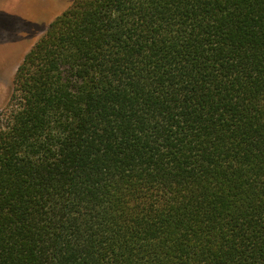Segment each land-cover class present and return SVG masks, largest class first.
<instances>
[{
    "label": "trees",
    "instance_id": "1",
    "mask_svg": "<svg viewBox=\"0 0 264 264\" xmlns=\"http://www.w3.org/2000/svg\"><path fill=\"white\" fill-rule=\"evenodd\" d=\"M0 264H264V0H73L0 112Z\"/></svg>",
    "mask_w": 264,
    "mask_h": 264
},
{
    "label": "rangeland",
    "instance_id": "2",
    "mask_svg": "<svg viewBox=\"0 0 264 264\" xmlns=\"http://www.w3.org/2000/svg\"><path fill=\"white\" fill-rule=\"evenodd\" d=\"M73 0H0V112L7 105L14 73L49 23Z\"/></svg>",
    "mask_w": 264,
    "mask_h": 264
}]
</instances>
